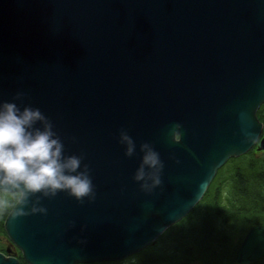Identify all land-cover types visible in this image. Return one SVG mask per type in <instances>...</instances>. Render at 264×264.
<instances>
[{
	"label": "water",
	"instance_id": "obj_1",
	"mask_svg": "<svg viewBox=\"0 0 264 264\" xmlns=\"http://www.w3.org/2000/svg\"><path fill=\"white\" fill-rule=\"evenodd\" d=\"M0 101L39 108L96 191L83 204L60 192L41 200L47 215L14 219L17 201L12 245L28 264L127 258L183 219L230 158L264 150V0H0ZM143 142L164 162L151 193L133 179ZM263 257L256 224L235 262ZM0 264L21 262L8 247Z\"/></svg>",
	"mask_w": 264,
	"mask_h": 264
},
{
	"label": "trees",
	"instance_id": "obj_2",
	"mask_svg": "<svg viewBox=\"0 0 264 264\" xmlns=\"http://www.w3.org/2000/svg\"><path fill=\"white\" fill-rule=\"evenodd\" d=\"M257 115L264 121V104ZM19 198V192L0 191V251L8 249L5 220ZM256 224L264 225V154L248 152L230 158L201 201L154 244L121 260L79 264H237L236 252ZM252 264H264V257Z\"/></svg>",
	"mask_w": 264,
	"mask_h": 264
},
{
	"label": "clouds",
	"instance_id": "obj_3",
	"mask_svg": "<svg viewBox=\"0 0 264 264\" xmlns=\"http://www.w3.org/2000/svg\"><path fill=\"white\" fill-rule=\"evenodd\" d=\"M23 96L17 92L14 99L22 101ZM180 127L176 123L171 128L176 142ZM119 143L125 146V156L136 154V143L126 129L119 131ZM139 147L143 155L133 179L141 191L151 193L162 184L164 162L151 143L143 142ZM64 148L52 121L39 108L21 109L16 102L0 101V189L20 193L12 212L14 219L37 213L47 215L41 200L54 198L60 192L81 204L86 198L95 200L91 169L82 163L83 155H65Z\"/></svg>",
	"mask_w": 264,
	"mask_h": 264
},
{
	"label": "rangeland",
	"instance_id": "obj_4",
	"mask_svg": "<svg viewBox=\"0 0 264 264\" xmlns=\"http://www.w3.org/2000/svg\"><path fill=\"white\" fill-rule=\"evenodd\" d=\"M250 152H252V153H254V154H257V155H262V154H264V150H259L258 148H257V146H255ZM9 245V247H11V248H13V247H15V246H13L12 245V243L10 242V243H8ZM134 255V254H133ZM132 256V255H131ZM113 264H121V263H113ZM193 264H198V263H193Z\"/></svg>",
	"mask_w": 264,
	"mask_h": 264
},
{
	"label": "flooded vegetation",
	"instance_id": "obj_5",
	"mask_svg": "<svg viewBox=\"0 0 264 264\" xmlns=\"http://www.w3.org/2000/svg\"><path fill=\"white\" fill-rule=\"evenodd\" d=\"M253 148H254V147H253ZM253 148H252V149H253ZM252 149H250V151H251ZM250 151H248V152H250ZM248 152H247V153H248ZM97 262H99V261H97Z\"/></svg>",
	"mask_w": 264,
	"mask_h": 264
}]
</instances>
